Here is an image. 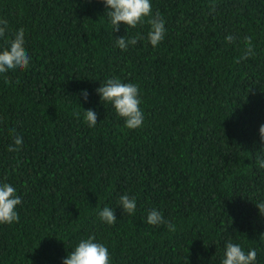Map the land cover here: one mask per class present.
<instances>
[{
    "label": "trees",
    "instance_id": "obj_1",
    "mask_svg": "<svg viewBox=\"0 0 264 264\" xmlns=\"http://www.w3.org/2000/svg\"><path fill=\"white\" fill-rule=\"evenodd\" d=\"M150 2L163 41L123 51L115 39L149 26L112 32L102 0H0V49L23 28L30 57L4 74L11 83L0 75V183L21 198L19 222L0 225V264H62L89 236L111 264H221L228 241L264 264V0H214L212 15L210 0ZM245 36L254 55L237 63ZM113 77L138 85L142 127L126 129L100 102ZM80 108L95 127L73 115ZM124 194L136 198L131 216L118 207ZM105 206L113 225L98 217ZM153 209L174 233L146 223Z\"/></svg>",
    "mask_w": 264,
    "mask_h": 264
},
{
    "label": "clouds",
    "instance_id": "obj_2",
    "mask_svg": "<svg viewBox=\"0 0 264 264\" xmlns=\"http://www.w3.org/2000/svg\"><path fill=\"white\" fill-rule=\"evenodd\" d=\"M106 8V16L110 23L112 32L119 31L120 25L126 28L136 29L138 26L143 27L145 24L149 26L146 35L137 32L135 35L125 38L121 36L116 41V47L123 51H127L128 47L135 46L138 41L144 40L155 48L165 36V21L159 13L153 15L150 0H102ZM209 15L215 12V2L210 0ZM8 30L7 20L0 19V37H5ZM239 38L237 36L228 35L225 37L226 42L234 43ZM5 43L8 47L0 49V75L7 74L9 71L25 70L29 66L30 57L25 49V30L17 29L14 38L6 39ZM241 55L237 59V63L248 60L254 55V47L252 38L245 36L242 38ZM5 83H11V80L4 75ZM100 102L110 104L115 114L123 119L124 127L129 130H135L143 126L144 113L140 105V92L138 85L134 83H124L118 78L107 79L103 85L96 89ZM81 95L87 100L88 93L82 91ZM81 109V108H80ZM73 115L80 119L88 127H95L97 124L96 113L89 110L76 111ZM259 139L261 144L260 151L264 153V124L259 127ZM23 145V137L15 134L13 130V143L8 147V151L17 152ZM257 163L260 168H264V158L257 157ZM21 204V198L17 195V190L9 183H0V225H11L19 222V214L16 211L18 205ZM259 210V214L264 216V201L255 205ZM118 207L123 213L131 216L136 211V198L124 194L119 197ZM100 221L107 225L115 224L117 218L114 215V209L105 206L98 212ZM146 223L151 226L166 225L169 232H175V224L167 221L160 211L151 210L146 218ZM261 236H264L262 234ZM256 250H245L239 245L228 241L224 245L223 258L221 264H255ZM62 264H111V258L108 248L103 243L95 242V237L89 236L81 239L78 244L63 259Z\"/></svg>",
    "mask_w": 264,
    "mask_h": 264
}]
</instances>
